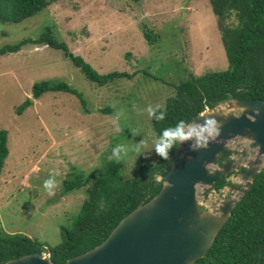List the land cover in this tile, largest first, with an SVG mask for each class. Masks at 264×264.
I'll return each instance as SVG.
<instances>
[{"label": "rangeland", "instance_id": "rangeland-1", "mask_svg": "<svg viewBox=\"0 0 264 264\" xmlns=\"http://www.w3.org/2000/svg\"><path fill=\"white\" fill-rule=\"evenodd\" d=\"M46 26L99 73L128 74L98 85L65 51L48 45L29 43L0 54V130L8 131L9 148L0 175V230L56 246L61 228L81 209L91 175L103 169L115 145L142 139L147 144L120 161L125 178L158 158L145 109L164 106L190 73L226 70L229 61L209 0H59L22 22L0 21V46L37 37ZM146 31L156 36L154 42ZM52 78L66 81L81 96L52 91L33 99V85ZM27 99L33 102L21 113ZM219 106L223 115L240 111L227 101ZM240 140L231 143V155L244 162L241 151L251 155L253 149ZM53 169L60 174L49 196L42 183ZM74 172L84 173L85 184L65 192L63 180ZM201 192L199 186L205 210L210 194Z\"/></svg>", "mask_w": 264, "mask_h": 264}, {"label": "trees", "instance_id": "trees-1", "mask_svg": "<svg viewBox=\"0 0 264 264\" xmlns=\"http://www.w3.org/2000/svg\"><path fill=\"white\" fill-rule=\"evenodd\" d=\"M59 0H0V21L18 23L45 10ZM139 2L141 0H133ZM217 17V25L227 53L229 67L196 76L190 73L174 86L175 94L168 97L163 107L165 118H152L156 137L161 130L177 120L190 121L206 107L212 108L229 99H264V0H209ZM55 29L46 26L37 37L0 46V54L14 53L29 43L48 45L65 51L89 81L105 85L128 76L125 73L101 74L88 62L74 55L66 42L59 40ZM145 35L149 42L156 36L151 31ZM81 94L66 81L46 79L33 85V99L47 92ZM84 101V100H82ZM27 99L20 109L31 105ZM175 147L163 159L158 156L152 163L138 165L136 173L128 178L121 174V163L106 160L99 173L92 174L93 181L86 189L87 196L79 213L69 227L61 228L62 241L50 246L23 233L8 234L0 230V264L11 258L30 253H49L54 264L65 262L104 241L121 218L140 203L150 200L162 187L163 176L170 167ZM9 154L8 131L0 130V175ZM84 173H73L63 180L64 191L81 188ZM226 180L220 179L217 188ZM194 264H264V168L254 177L231 216L221 229L206 255Z\"/></svg>", "mask_w": 264, "mask_h": 264}, {"label": "water", "instance_id": "water-1", "mask_svg": "<svg viewBox=\"0 0 264 264\" xmlns=\"http://www.w3.org/2000/svg\"><path fill=\"white\" fill-rule=\"evenodd\" d=\"M199 115L216 111L221 131L205 149L192 151L187 143L175 147L162 187L150 200L140 203L120 219L99 245L69 258L65 264H194L206 255L256 174L264 168V99L227 100L239 113L223 115L220 105ZM190 120V121H191ZM234 139L253 149L240 162L230 155ZM233 146V147H232ZM224 156L222 166L219 160ZM217 166V167H216ZM232 170L239 174L229 187L215 193L216 182ZM234 173V174H235ZM210 194L207 209L198 198ZM2 264H54L49 256L30 253Z\"/></svg>", "mask_w": 264, "mask_h": 264}, {"label": "clouds", "instance_id": "clouds-1", "mask_svg": "<svg viewBox=\"0 0 264 264\" xmlns=\"http://www.w3.org/2000/svg\"><path fill=\"white\" fill-rule=\"evenodd\" d=\"M145 110L149 118H154L157 121L165 118V110L159 104L154 107L149 105ZM217 116L218 114L213 110L210 113H201L199 115L201 119L177 120L174 125L161 130V135L155 141L153 150L159 157L166 159L169 152L181 144L187 143L188 148L192 151L207 148L210 143L216 140L221 131V122L216 118ZM145 148H147V144L143 139L131 146L117 144L112 148L107 159L120 162L129 151L140 154ZM59 174L57 170H51L48 178L42 183L43 189L49 196L54 195V189L58 185L56 177Z\"/></svg>", "mask_w": 264, "mask_h": 264}, {"label": "flooded vegetation", "instance_id": "flooded-vegetation-1", "mask_svg": "<svg viewBox=\"0 0 264 264\" xmlns=\"http://www.w3.org/2000/svg\"><path fill=\"white\" fill-rule=\"evenodd\" d=\"M208 107H206V109H207ZM240 152V151H239ZM231 155V154H230ZM224 156L225 155H223V157L219 160V162H218V164H219V166H222L223 164H222V161H223V158H224ZM234 170H232L228 175H225V176H223L222 178L224 179V181L226 180V184L225 185H227V186H231L232 185V180H233V178L235 177V176H237L238 174H239V171L234 175V177L232 178V177H230V176H232V174H234ZM222 178H220V179H222ZM219 179V180H220ZM218 180V181H219ZM217 181V182H218ZM217 182H216V187H215V193H217V192H219L220 190H221V188H217ZM209 194V193H208ZM209 203H207L206 205H208Z\"/></svg>", "mask_w": 264, "mask_h": 264}]
</instances>
